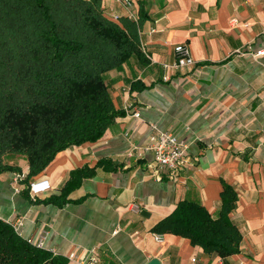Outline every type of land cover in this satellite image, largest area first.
Wrapping results in <instances>:
<instances>
[{
	"label": "crops",
	"instance_id": "0c3cea01",
	"mask_svg": "<svg viewBox=\"0 0 264 264\" xmlns=\"http://www.w3.org/2000/svg\"><path fill=\"white\" fill-rule=\"evenodd\" d=\"M101 1L110 17H128L120 0ZM133 9L143 16L148 62L135 86L123 79L114 85V103L124 114L101 138L59 151L34 175L50 180L43 193L27 191L26 160L21 172L0 173V218L54 253L96 247L99 264H264V0H133ZM178 44L189 46L194 66H169ZM153 124L187 145L176 177L151 152L142 159L126 155L148 141ZM84 166L92 174L69 200L51 201ZM225 184L236 193L229 216L242 234L237 253L223 258L174 233L156 239L154 225L186 197L216 215Z\"/></svg>",
	"mask_w": 264,
	"mask_h": 264
},
{
	"label": "trees",
	"instance_id": "16d2710c",
	"mask_svg": "<svg viewBox=\"0 0 264 264\" xmlns=\"http://www.w3.org/2000/svg\"><path fill=\"white\" fill-rule=\"evenodd\" d=\"M142 20L114 19L101 0H0V173L21 172L20 161L26 160L29 183L59 151L98 140L124 114L113 90L120 79L135 86L136 72L148 62ZM90 174L87 166L74 169L50 200L64 204ZM235 199L225 184L213 215L200 200L186 197L153 230L187 237L226 258L240 250L242 239L229 216ZM0 264H68V259L0 218Z\"/></svg>",
	"mask_w": 264,
	"mask_h": 264
},
{
	"label": "built area",
	"instance_id": "2783aa9c",
	"mask_svg": "<svg viewBox=\"0 0 264 264\" xmlns=\"http://www.w3.org/2000/svg\"><path fill=\"white\" fill-rule=\"evenodd\" d=\"M127 9V15L131 19H137L138 15L133 9V0H120ZM118 19V14L112 16ZM177 57L169 66L173 68L178 67H192L196 64V60L191 55L189 46L187 44H178L175 46ZM262 50L255 52L254 55H261ZM168 79V76L164 77ZM138 114V113H136ZM187 145L180 139V137L170 130L158 129L156 125H152V132L149 135L148 141L140 147H134L128 150L127 156L136 159H142L147 152L153 154V159L156 165L164 170L169 176L176 177L179 173L182 163L186 155ZM21 175L17 174L14 178L16 184L21 180ZM50 180L47 177L34 178L27 183V188L31 195H37L50 189ZM132 209L140 210L138 203L131 205ZM156 239L162 242L164 237L162 233L156 234ZM36 244L43 246V240L38 239ZM68 260L75 261L77 264H99V255L96 247L83 250H73L66 255ZM119 264V263H109Z\"/></svg>",
	"mask_w": 264,
	"mask_h": 264
},
{
	"label": "water",
	"instance_id": "95a60500",
	"mask_svg": "<svg viewBox=\"0 0 264 264\" xmlns=\"http://www.w3.org/2000/svg\"><path fill=\"white\" fill-rule=\"evenodd\" d=\"M147 264H160L158 259H152L151 261H149Z\"/></svg>",
	"mask_w": 264,
	"mask_h": 264
}]
</instances>
